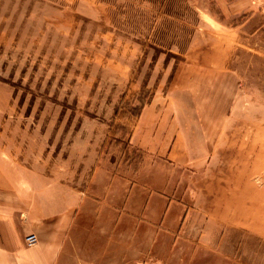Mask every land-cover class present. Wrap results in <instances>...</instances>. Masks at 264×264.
<instances>
[{
  "label": "rangeland",
  "instance_id": "374dc122",
  "mask_svg": "<svg viewBox=\"0 0 264 264\" xmlns=\"http://www.w3.org/2000/svg\"><path fill=\"white\" fill-rule=\"evenodd\" d=\"M233 2L0 0V216L25 234L71 215L93 167L134 175L143 99L178 104L195 140L221 137L214 165L259 186L264 221V11ZM116 246L71 223L55 264H127ZM242 252L264 264L263 243Z\"/></svg>",
  "mask_w": 264,
  "mask_h": 264
},
{
  "label": "crops",
  "instance_id": "0c3cea01",
  "mask_svg": "<svg viewBox=\"0 0 264 264\" xmlns=\"http://www.w3.org/2000/svg\"><path fill=\"white\" fill-rule=\"evenodd\" d=\"M248 1L255 5L250 11L263 13L262 0L224 6L228 13ZM180 110L176 103L146 104L129 145L147 161L131 176L93 167L71 215L40 222L25 234L0 216V264H55L71 223L111 250L116 244L127 264H263L240 257L247 238L264 244V221L256 214L259 186L249 184L246 193L242 180L231 183L230 167L214 165L221 152L208 146L221 137L195 140L197 120L182 118ZM28 234L37 239L30 247L24 243Z\"/></svg>",
  "mask_w": 264,
  "mask_h": 264
},
{
  "label": "trees",
  "instance_id": "16d2710c",
  "mask_svg": "<svg viewBox=\"0 0 264 264\" xmlns=\"http://www.w3.org/2000/svg\"><path fill=\"white\" fill-rule=\"evenodd\" d=\"M146 103H147V100L145 101V100L142 99L141 100V104H140V106L138 108L137 107L131 108V112H133V114H134L133 116H135L136 119L139 118L141 110H142V108L144 107V105ZM130 133H131V131H129V133L127 135V143H128V140H129Z\"/></svg>",
  "mask_w": 264,
  "mask_h": 264
},
{
  "label": "built area",
  "instance_id": "2783aa9c",
  "mask_svg": "<svg viewBox=\"0 0 264 264\" xmlns=\"http://www.w3.org/2000/svg\"><path fill=\"white\" fill-rule=\"evenodd\" d=\"M36 241H37V239H36V236L34 234H28L24 238V242H25L26 246H28V247L34 245L36 243Z\"/></svg>",
  "mask_w": 264,
  "mask_h": 264
}]
</instances>
